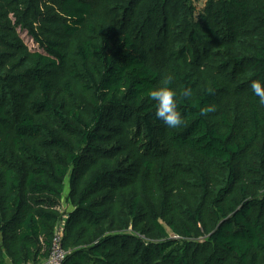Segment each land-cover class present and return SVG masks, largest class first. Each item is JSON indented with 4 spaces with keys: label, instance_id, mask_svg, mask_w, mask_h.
Returning <instances> with one entry per match:
<instances>
[{
    "label": "trees",
    "instance_id": "obj_1",
    "mask_svg": "<svg viewBox=\"0 0 264 264\" xmlns=\"http://www.w3.org/2000/svg\"><path fill=\"white\" fill-rule=\"evenodd\" d=\"M257 79L264 0H0V264H264Z\"/></svg>",
    "mask_w": 264,
    "mask_h": 264
},
{
    "label": "clouds",
    "instance_id": "obj_2",
    "mask_svg": "<svg viewBox=\"0 0 264 264\" xmlns=\"http://www.w3.org/2000/svg\"><path fill=\"white\" fill-rule=\"evenodd\" d=\"M172 77L168 76L161 82V86L148 92L151 101L155 102V118L170 129L178 128L183 124L181 113L178 111L177 96L171 87ZM252 93L259 98V103L264 104V81L253 80L250 85ZM185 96L188 95L186 91ZM214 109L212 107L200 109L201 115H207Z\"/></svg>",
    "mask_w": 264,
    "mask_h": 264
},
{
    "label": "built area",
    "instance_id": "obj_3",
    "mask_svg": "<svg viewBox=\"0 0 264 264\" xmlns=\"http://www.w3.org/2000/svg\"><path fill=\"white\" fill-rule=\"evenodd\" d=\"M64 230L65 221H62L61 224L57 226L56 232L54 234L48 259L40 264H64L67 256L69 255V253L63 247Z\"/></svg>",
    "mask_w": 264,
    "mask_h": 264
},
{
    "label": "rangeland",
    "instance_id": "obj_4",
    "mask_svg": "<svg viewBox=\"0 0 264 264\" xmlns=\"http://www.w3.org/2000/svg\"><path fill=\"white\" fill-rule=\"evenodd\" d=\"M196 6L202 7L205 4V0H195ZM20 37L22 40L25 42V44L30 48L31 51L33 52H40L38 46L33 42V40L27 35L26 32L19 31ZM68 190V187L66 191ZM65 209V206L62 207L61 210Z\"/></svg>",
    "mask_w": 264,
    "mask_h": 264
}]
</instances>
